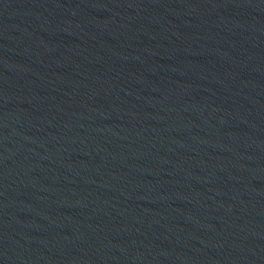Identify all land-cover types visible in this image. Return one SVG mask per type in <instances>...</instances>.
<instances>
[{
  "label": "water",
  "instance_id": "95a60500",
  "mask_svg": "<svg viewBox=\"0 0 264 264\" xmlns=\"http://www.w3.org/2000/svg\"><path fill=\"white\" fill-rule=\"evenodd\" d=\"M264 256V0H0V264Z\"/></svg>",
  "mask_w": 264,
  "mask_h": 264
}]
</instances>
